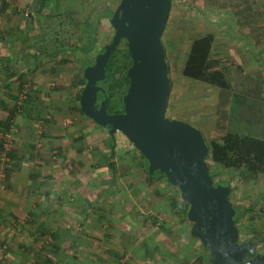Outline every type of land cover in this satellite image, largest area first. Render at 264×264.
Masks as SVG:
<instances>
[{
	"label": "crops",
	"instance_id": "obj_1",
	"mask_svg": "<svg viewBox=\"0 0 264 264\" xmlns=\"http://www.w3.org/2000/svg\"><path fill=\"white\" fill-rule=\"evenodd\" d=\"M40 1L0 0V152L4 131L10 133L5 149L12 150L10 162L0 153V264L183 263L186 222L173 214L164 187L148 178L143 159L133 166L116 154L117 141L111 149L103 129L69 111L71 99L49 104L44 58L36 62L35 44L19 40L31 33L28 16L42 15ZM252 39L238 44L244 54L232 59L239 68H256H248L251 79L264 75V53L254 54ZM23 80L30 81L31 101L13 114L7 131L1 123Z\"/></svg>",
	"mask_w": 264,
	"mask_h": 264
},
{
	"label": "water",
	"instance_id": "obj_2",
	"mask_svg": "<svg viewBox=\"0 0 264 264\" xmlns=\"http://www.w3.org/2000/svg\"><path fill=\"white\" fill-rule=\"evenodd\" d=\"M169 8L170 0L119 1L110 18L112 40L83 71L80 110L110 137L121 133L142 156L150 178L164 177L178 188L188 204L189 232L207 250L210 264H264V254L255 252L253 241H239L238 211L229 200L231 185L213 184L201 132L165 116L170 79L161 33ZM121 41L131 58L129 84L122 112L108 114L104 100L95 108L101 89L97 82L104 79L106 61Z\"/></svg>",
	"mask_w": 264,
	"mask_h": 264
},
{
	"label": "rangeland",
	"instance_id": "obj_3",
	"mask_svg": "<svg viewBox=\"0 0 264 264\" xmlns=\"http://www.w3.org/2000/svg\"><path fill=\"white\" fill-rule=\"evenodd\" d=\"M54 1H59L56 11L58 10L60 12V17H55L50 20L43 18L42 16L35 18L31 21L32 30L28 36L29 43L35 44L37 48L41 47L42 43L37 41V36L41 33L43 28L48 29L49 35L45 40L46 50L54 51L56 45L53 42L54 38L60 40L64 46L63 50L59 51V54H52L53 56L50 57H44L42 53L35 49L36 47L33 50V54L36 57L41 56L44 58V60H42L45 61L43 66L46 65L48 72V80L46 81V84L48 91L47 98L49 99V102L53 100L57 101L58 99V101L61 99L63 101H67L68 99L73 100L75 92L82 86L80 84V79L83 76V72L77 60V57L80 54L75 49V47H79L81 44L79 41V35L81 32L80 26L82 21L84 19L94 21L97 15L106 6L110 11H114L120 0ZM241 1L244 0H232V2H237L235 6L240 4ZM245 1L252 6L250 13H252L251 16L254 15V20L251 21L246 18L248 20H244V24L241 26L235 24V19L230 12V0H219V2H216L215 0H170L168 17L161 33V41L167 39L169 31L173 29V25H176L177 21L182 22L186 20L189 24L188 27L187 23H185L184 27H188L189 30L187 28L184 32V39L194 31H213L216 36L215 46L217 48H215V51L223 57L222 65L227 69L232 89L240 92L242 89L252 87L254 85L253 80L256 82L260 81L257 84L262 93L260 99L264 101V84L261 82L262 74L255 75L254 73L253 79H251L250 77L252 76V73L248 74V71L256 68L247 66L241 68L238 67V69L237 66L235 67V65H233L234 62H232V59L238 61L239 54H244L240 51V46L238 44L247 43V41H249L248 39H250L243 36L244 34L242 31L246 32L251 28L259 29L258 27L264 26V3L260 0ZM52 3L53 0L48 1L47 7L44 9L45 13H48L47 11L49 10L51 11L50 6ZM218 4H224L226 7L230 8L225 10L223 5H221L222 7H219ZM230 5H232V3H230ZM67 15L71 17V20L67 19ZM61 19H63V31L54 34L53 31L56 30V28L59 30L57 24ZM53 26L54 29H52ZM257 32L258 34H262L263 30L259 29ZM113 34L114 29L111 27L108 19L106 17L100 18L96 26V45L94 50L88 53L90 60L97 57L95 56L96 50H99L104 44H108L111 41ZM69 35L71 36L69 37ZM235 36H237L238 41L234 40ZM19 40L21 43L22 39L20 38ZM251 43L255 44V49H253L254 54L262 58L259 49L262 48V52L264 53V43L259 42V44H257L254 42V39H252ZM118 47L124 49L126 47L125 41H121ZM166 55L171 63V52L169 49H167ZM62 61L65 62L62 63ZM21 62H24L23 57L21 58ZM56 68L59 69V71L53 73V70ZM243 73H247V75L244 76ZM169 79L170 91L165 111L166 117L184 121L198 129L201 132L202 137L207 139L209 134L215 133L219 128L223 127L231 133L264 138V130L260 129V126H258L257 123L245 122L240 116V107L221 98L216 88H212L200 82L185 79L175 72L172 67L169 71ZM69 87L72 90H68ZM222 102H224V105L221 107L220 105ZM65 104L68 105L67 102H65ZM257 115H262L263 123L261 125H263L264 106H261ZM198 127H200V129ZM113 140L114 142L117 141L115 147L116 154H124V156L131 161L133 166L136 160L142 158L138 151L121 133H116L113 138L108 136L106 138V143H114ZM210 169L213 173V183L220 180L230 183L231 191L229 193V200L232 205L236 206L238 209H242L243 207L249 208V211L244 212L235 223V226L239 231V241H253L255 252L264 254V244L260 242L261 240H264V212H262L264 211V177H260L256 181L250 180L249 182L243 183L237 181L236 177L232 178L231 173L228 171H220L213 167ZM157 183V185L164 187V198L168 205H171L173 200H176V203L181 205L179 203V192L177 187L168 185L163 177L157 180ZM178 213L179 211L176 208H173V214L176 215L177 219L180 221ZM184 222L186 221L182 220V223ZM190 226L191 224L186 222V238L181 240V246L182 243H188V245L186 244L187 246H185L186 249L183 250V252L187 251L188 253L187 255L184 254L185 257L183 263H187V260L190 259V264H209L207 250L202 247L197 238L193 239L189 236Z\"/></svg>",
	"mask_w": 264,
	"mask_h": 264
},
{
	"label": "trees",
	"instance_id": "obj_4",
	"mask_svg": "<svg viewBox=\"0 0 264 264\" xmlns=\"http://www.w3.org/2000/svg\"><path fill=\"white\" fill-rule=\"evenodd\" d=\"M48 1L50 0L40 1V7L39 9L37 8L38 14H42L41 16L43 18H47L49 20L55 17H60V12L52 11V9L58 7L59 1L53 0V3L55 4L52 3V13L46 15L43 13L44 7L47 6ZM215 1L219 2V0ZM230 3H232V5H230ZM230 3L229 6L231 8L226 7V5L224 4L221 5H223L225 10L227 8H230V12L235 19V24L242 26L244 24V20H254V15L251 16L252 13H250L252 6L249 5L245 0L241 1V3L237 6H235L237 2H232V0H230ZM221 5L218 4L219 7H222ZM6 9L7 4L5 3V1H2V11ZM113 12L114 11H110V9L106 6L97 15L94 21H88L87 19H84L82 21V24L80 26L81 32L79 35V41L81 42V44L79 47H75L76 51H78V53L80 54L77 57V60L80 64L82 72L86 67L93 65L95 61V59L90 60L88 53L90 51H93L96 45V26L98 20L102 17H106L110 23V18ZM25 16H28V12L25 13ZM67 19L71 20V17L67 15ZM28 20H30L31 22L32 20H34V18L32 16H28ZM62 21L63 19L58 22L57 26L59 30L56 28V30L53 31L54 34H58L59 32L63 31ZM185 23H187L186 20L182 22L177 21L176 25H173V29L169 31L167 39L165 41H161L164 47L168 75L170 68L172 67L175 72H177L181 77L185 79L200 82L212 88H216L221 98H224L225 100H228L229 102L234 103L240 107V116L245 120V122H252L254 124L257 123L258 126H260V129L264 130V124L261 125L263 123L262 115H257L261 106H264V101L260 99L262 93L260 87L257 84L260 81L256 82L255 80H253L254 85L252 87L242 89V91L240 92L232 89L230 79L228 78L227 69L222 65L223 57L214 49L216 43L215 34L209 30H205L203 32L194 31L192 34L188 35V37L184 39L183 34L189 27V24L187 23L188 27L185 28ZM258 28L263 30L262 34H258L257 31H259V29L251 28L246 32L242 31L244 34L243 36H246V38H253L254 42H256L257 44L259 42L264 43V26ZM52 29H54V26L52 27ZM48 35L49 30L43 28L41 33L37 36V41L42 43L41 47H38L37 50L42 53L44 57L53 56L52 54H59V51L63 50L64 47L63 43L60 40L54 38L53 42L56 44L54 51H47L45 46V40ZM70 36L71 35H69V37ZM20 38L22 39L23 44L26 43V40L28 41L29 39L27 34H24V36L21 34ZM236 38L237 36L234 37V40L238 41V38ZM108 44H104L99 50H96L95 56H98L99 54L103 53ZM118 46L111 52L108 60L106 61L104 68V79L97 82V85L101 88L97 92L98 100L104 99L106 111L108 113L115 114L120 112V108L123 104L122 98L126 93L129 84L126 71L131 65V58L127 51V48L125 47L124 49H120ZM24 47L27 46L24 45ZM26 49L27 48H25V50ZM167 49H169L171 52V63L169 62L168 56L166 55ZM42 59L43 58L39 56L36 57L35 60L36 62H41ZM63 62L65 61H62V63ZM58 71L59 69L56 68L53 70V73H56ZM261 82L264 84V75L262 76ZM84 83L85 80L82 76V78L80 79V84L82 86L77 89L74 94V99H71L68 103L69 105H67L69 111H79L82 114L78 101ZM30 90V81L23 80L20 82L17 91L18 95L16 99V106H13L9 109V114L6 118V121L1 123L4 125L5 130L8 131L10 127V119L12 118L13 114L16 111L23 109L24 106H26L31 101ZM68 90L72 89L69 87ZM49 104L52 108L58 107V104L55 101H50ZM223 105L224 102H222L220 106L222 107ZM103 131H105V129H103ZM105 132L107 133V131ZM106 135L107 137L109 136L108 133ZM8 136H10V133L4 131L2 140V146L4 148L0 152L3 153L1 155L2 162L6 160H8L6 162L11 161L12 150L9 147L7 150L5 149V145H8L10 141V137L8 138ZM203 139L208 148V155L206 156L205 160L208 159V172L211 179L213 178V173L210 169L211 167H213L214 169H219L220 171H228L231 173L232 178L236 177L237 181H241L243 183L249 182L250 180L256 181L260 177H264V138H256L249 135H239L236 133H231L223 127L219 128L215 133L209 134L208 139ZM109 147L113 149L114 143H111ZM111 152H113V150ZM108 165V168L110 170H116L114 163H109ZM0 174H2L1 177H3V171H1ZM148 178L152 179L149 176ZM167 184L170 185L169 183ZM213 184H221L223 186L230 185L229 182L224 180L216 181ZM178 197L179 203L181 205H178V203H176V200H173L171 206L179 211L178 214L180 216V222H182V220L188 222L186 218L188 204L181 200L180 193ZM233 207L236 211H238V217L235 223L244 212L249 211L248 207H243L242 209H238L234 205ZM260 242L264 244V240H261ZM248 257L251 256L247 254V258Z\"/></svg>",
	"mask_w": 264,
	"mask_h": 264
},
{
	"label": "flooded vegetation",
	"instance_id": "obj_5",
	"mask_svg": "<svg viewBox=\"0 0 264 264\" xmlns=\"http://www.w3.org/2000/svg\"><path fill=\"white\" fill-rule=\"evenodd\" d=\"M104 99H102V100H98V96H97V101H96V104H95V108H99V105H100V103L103 101ZM123 103V102H122ZM121 110H120V112L119 113H121L122 112V110H123V104H122V106H121V108H120ZM107 112V111H106ZM108 113V112H107ZM119 113H116V114H119ZM108 114H115V113H108ZM105 131H107L106 129H105Z\"/></svg>",
	"mask_w": 264,
	"mask_h": 264
},
{
	"label": "built area",
	"instance_id": "obj_6",
	"mask_svg": "<svg viewBox=\"0 0 264 264\" xmlns=\"http://www.w3.org/2000/svg\"><path fill=\"white\" fill-rule=\"evenodd\" d=\"M9 137H10V136H8V138H9ZM7 149H8V148H7ZM1 175H2V174H0V177H1Z\"/></svg>",
	"mask_w": 264,
	"mask_h": 264
}]
</instances>
